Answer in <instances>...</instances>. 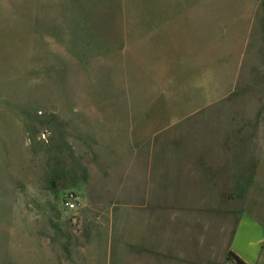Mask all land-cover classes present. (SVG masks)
<instances>
[{"label":"rangeland","instance_id":"rangeland-1","mask_svg":"<svg viewBox=\"0 0 264 264\" xmlns=\"http://www.w3.org/2000/svg\"><path fill=\"white\" fill-rule=\"evenodd\" d=\"M180 211L264 227V0H0V264Z\"/></svg>","mask_w":264,"mask_h":264},{"label":"crops","instance_id":"crops-1","mask_svg":"<svg viewBox=\"0 0 264 264\" xmlns=\"http://www.w3.org/2000/svg\"><path fill=\"white\" fill-rule=\"evenodd\" d=\"M169 216L168 221L163 225L164 228L160 231L161 238L154 233L153 238L146 236L142 230H137L134 235L131 218L127 216L124 238H113L110 235L108 240H104L103 249L98 247L102 241L95 240L96 246L93 249L94 245H85L90 240L83 238L84 233L76 230L67 231L70 232L67 236L79 237L78 242L80 243L71 246L76 248V252L64 251L60 257L51 253L50 256L45 257V264H57L58 260L61 261L60 264H66V262L73 264V261L76 264H224V262L234 264L229 261L228 257L221 259L220 262L214 261L210 252L215 249V239L208 237L206 231H201L195 239L181 233V231L191 233L190 223L187 221L207 219L206 214L193 213L192 215V213L180 211L170 213ZM174 220L177 222H173ZM175 229L181 231L174 232ZM94 235L97 234L94 233ZM66 242L70 240L66 239ZM228 251L237 254L247 264H264L263 225L256 218L248 216L246 212L243 213L239 218L231 243L228 245ZM204 252L206 253L202 254Z\"/></svg>","mask_w":264,"mask_h":264},{"label":"trees","instance_id":"trees-1","mask_svg":"<svg viewBox=\"0 0 264 264\" xmlns=\"http://www.w3.org/2000/svg\"><path fill=\"white\" fill-rule=\"evenodd\" d=\"M228 259L234 264H247L244 260H242L237 254L232 251L229 253Z\"/></svg>","mask_w":264,"mask_h":264},{"label":"built area","instance_id":"built-area-1","mask_svg":"<svg viewBox=\"0 0 264 264\" xmlns=\"http://www.w3.org/2000/svg\"><path fill=\"white\" fill-rule=\"evenodd\" d=\"M76 201L72 196H69L66 198L65 200V207H67L68 209H73L76 207Z\"/></svg>","mask_w":264,"mask_h":264}]
</instances>
